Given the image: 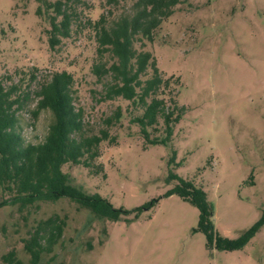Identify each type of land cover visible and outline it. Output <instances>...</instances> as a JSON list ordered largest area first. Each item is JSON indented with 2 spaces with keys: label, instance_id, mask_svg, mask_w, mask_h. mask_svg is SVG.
I'll return each mask as SVG.
<instances>
[{
  "label": "rangeland",
  "instance_id": "rangeland-1",
  "mask_svg": "<svg viewBox=\"0 0 264 264\" xmlns=\"http://www.w3.org/2000/svg\"><path fill=\"white\" fill-rule=\"evenodd\" d=\"M102 1L83 0L88 6L83 14L94 19ZM34 10L33 0H0L2 86L15 84L30 93L16 113L23 143L42 141L51 116L41 110L30 117L33 91L60 71L71 74L83 121L96 133L114 107L124 109L126 103L95 102L91 90L99 87L89 75L93 44L80 35L50 50ZM148 50L158 71L180 85L176 101L185 112L170 145L143 147L136 129L129 126L127 136L124 126L116 131V145H100L99 173L70 165L61 171L115 209L153 206L129 222L97 221L66 199L21 213L15 205L5 207L0 264L11 249L30 264L21 241L46 219L62 222V230L36 264H264V226L241 250H207L202 234L192 231L197 210L168 195L175 182H164L171 172L199 185L220 237L233 239L258 219L264 208V0H186L161 24ZM32 72L35 80L28 82ZM170 149L176 166L167 164Z\"/></svg>",
  "mask_w": 264,
  "mask_h": 264
},
{
  "label": "trees",
  "instance_id": "trees-1",
  "mask_svg": "<svg viewBox=\"0 0 264 264\" xmlns=\"http://www.w3.org/2000/svg\"><path fill=\"white\" fill-rule=\"evenodd\" d=\"M33 1L34 15L44 26L50 50L80 35L93 44L89 75L99 87L91 90L95 102L119 99L126 106L124 109L115 106L94 133L84 123L82 108L76 104L71 74L53 72L38 82L32 95L35 105L29 111L31 118L41 110L49 112L51 120L45 135L40 143L24 144L16 113L27 103L30 93L20 91L15 84L5 89L0 79V210L15 205L21 213L36 208L38 203L66 199L78 209L87 210L97 221H134L153 203L131 211L115 209L107 200L74 186L61 167L80 166L96 175L101 170L95 163L100 145H116V131L124 126L127 136L129 126L136 129L143 147L170 145L173 127L185 112L176 101L180 85L172 76L158 71L148 46L155 41L161 24L174 8L186 0H103L98 4L99 13L94 19L83 14L88 9L83 0ZM35 77V72L30 73L28 82ZM173 161L174 152L170 149L168 166H176ZM172 181L175 183L168 195H176L197 210V222L192 231L202 234L207 250H241L264 226L263 208L258 219L235 238L220 237L212 225V205L203 189L169 172L164 182ZM129 215L131 218L127 219ZM54 221L46 219L38 223L21 241V249L28 255L30 264H36L41 254L48 253L60 237L63 223ZM90 248L88 245L87 251ZM1 261L23 264L14 249L3 254Z\"/></svg>",
  "mask_w": 264,
  "mask_h": 264
}]
</instances>
